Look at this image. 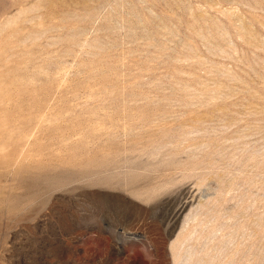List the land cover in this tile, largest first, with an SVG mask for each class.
I'll return each mask as SVG.
<instances>
[{
	"label": "rangeland",
	"instance_id": "obj_1",
	"mask_svg": "<svg viewBox=\"0 0 264 264\" xmlns=\"http://www.w3.org/2000/svg\"><path fill=\"white\" fill-rule=\"evenodd\" d=\"M0 264H264V0H0Z\"/></svg>",
	"mask_w": 264,
	"mask_h": 264
}]
</instances>
